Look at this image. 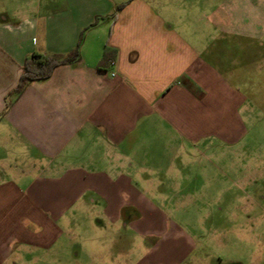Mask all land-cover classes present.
<instances>
[{
    "label": "crops",
    "instance_id": "0c3cea01",
    "mask_svg": "<svg viewBox=\"0 0 264 264\" xmlns=\"http://www.w3.org/2000/svg\"><path fill=\"white\" fill-rule=\"evenodd\" d=\"M78 43L14 92L27 58ZM244 81L264 91V0H0V264H70L76 212L145 235L136 172L147 189L201 145L240 148Z\"/></svg>",
    "mask_w": 264,
    "mask_h": 264
},
{
    "label": "rangeland",
    "instance_id": "374dc122",
    "mask_svg": "<svg viewBox=\"0 0 264 264\" xmlns=\"http://www.w3.org/2000/svg\"><path fill=\"white\" fill-rule=\"evenodd\" d=\"M248 81L242 84L250 112L242 108L248 134L241 147L201 145L174 160L187 162L181 179L165 177L147 189L143 177L157 172H136L135 188L147 191L152 208L146 212L144 226L150 231L145 235L126 229L121 220L115 228L105 224L92 230L94 220L76 212L73 220L83 234L68 246L70 264H124L127 254L132 264H264V91L255 93ZM94 244L102 248L98 257L89 250ZM80 246L87 256L82 251L75 256Z\"/></svg>",
    "mask_w": 264,
    "mask_h": 264
},
{
    "label": "trees",
    "instance_id": "16d2710c",
    "mask_svg": "<svg viewBox=\"0 0 264 264\" xmlns=\"http://www.w3.org/2000/svg\"><path fill=\"white\" fill-rule=\"evenodd\" d=\"M95 23V22H94ZM93 23V24H94ZM78 47L67 54H50L47 56L33 55L24 61L21 73L19 75L18 83L14 88V92L20 93L28 83L33 80H41L48 78L53 69L62 64H68L78 59ZM114 60L113 51L106 48L103 51V55L100 59V66L109 67Z\"/></svg>",
    "mask_w": 264,
    "mask_h": 264
},
{
    "label": "built area",
    "instance_id": "2783aa9c",
    "mask_svg": "<svg viewBox=\"0 0 264 264\" xmlns=\"http://www.w3.org/2000/svg\"><path fill=\"white\" fill-rule=\"evenodd\" d=\"M112 75H114V73H112Z\"/></svg>",
    "mask_w": 264,
    "mask_h": 264
}]
</instances>
